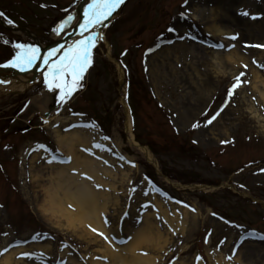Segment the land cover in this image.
<instances>
[{"label": "rangeland", "instance_id": "1", "mask_svg": "<svg viewBox=\"0 0 264 264\" xmlns=\"http://www.w3.org/2000/svg\"><path fill=\"white\" fill-rule=\"evenodd\" d=\"M84 1L0 0V65L13 60L17 43L50 49L65 30L55 29ZM106 25L105 41L92 51L81 87L67 103L59 89L47 90V66L25 91L0 95V253L6 240L13 251L48 242L51 254L26 248L30 257L21 252L19 258L72 264L68 253L80 264H109L97 246L50 227L26 197L23 171L31 152H42V163L64 156L51 134L62 122L93 126L86 128L95 132L107 168L119 177L130 174L122 190H110L118 203L108 200L107 233L96 230V238L105 242L108 235L122 248L128 243L117 241L147 217L164 237L157 250L142 253L155 258L151 264H222L220 255L238 264L239 253L242 264H264V107L250 89L247 63L232 66V73L214 65L216 52L235 47L264 74V61H257L264 49V0H124ZM211 25L235 39L205 30ZM218 43L224 49H213ZM15 69L0 67L9 80ZM237 77L247 83L229 97ZM47 92L52 100L41 112L32 101Z\"/></svg>", "mask_w": 264, "mask_h": 264}, {"label": "bare ground", "instance_id": "2", "mask_svg": "<svg viewBox=\"0 0 264 264\" xmlns=\"http://www.w3.org/2000/svg\"><path fill=\"white\" fill-rule=\"evenodd\" d=\"M83 7L84 5L75 11L73 19L65 27L63 34H61L62 36L56 41H63V39L70 35L72 30L76 28ZM114 15L115 12L104 21L105 24L91 30L90 33H85V35L98 33L103 37V39L100 40L105 41L102 30L107 26L106 24L112 20ZM193 18L195 20V17ZM205 30L214 33L216 36H232L234 34L229 30L225 31L220 27L212 25L210 27L208 26ZM66 39L68 40H65L63 44L64 48L61 49V52L56 53L52 59L61 55L64 49L73 44L74 41L81 39V36L78 34L72 38ZM100 40L96 42V46L99 44ZM60 47L58 46L55 49ZM193 51L194 50L190 48L189 52L191 55H194ZM40 56L41 59L28 71L23 73H20L18 70L14 71V77L10 78L12 80L8 79L10 82L5 81L6 83H10L8 86H6V83L0 84V95L12 92L21 93L28 89L30 86L29 83L32 81L34 82V79H36L34 74L37 72V69L42 67L38 70L39 76L45 68L43 57L47 55L42 53ZM258 56L257 61H264V49ZM214 60V65L217 66L218 70L228 73H232L234 70L232 66L238 65L240 61L247 63L250 89L256 93L259 102L262 103L264 107V74L258 67L256 69V66L249 65L250 61L248 58L245 60L235 47L232 51H228L222 55L221 52H216ZM226 66L230 67V69ZM4 73H6V71L0 70V75H4ZM51 100L52 96L47 92L40 101L33 99L32 103H38L37 106L40 111L45 112ZM49 125L51 124L48 122V126ZM127 129L128 131L131 130L129 122L127 123ZM51 134L56 140L60 154L62 153L64 155L63 159L42 163V152H31L32 155H29L27 159L26 170L23 171L24 177L26 176L24 186L28 191L26 195L27 200L31 203L33 208L39 212V216L53 229L71 232L78 240L86 243L87 246H97L100 249L98 251L101 252L102 257H106L109 260V264L153 263L155 258H152L151 255L144 256L142 253L144 250H157L164 237L163 234L156 229L153 221H150L147 217L143 219L137 228L129 231L128 235L131 237V240L122 248L114 245L111 241L112 239L103 242L92 234L94 233L92 229L100 231L103 235L107 233L105 228L107 224L104 222V214L108 205L107 202L113 199V203H118V199L116 196H112L110 190L111 192H116L119 188L123 187V184H129V171L125 173L120 171L121 177H119L117 174H114V169L110 170L107 168L104 160L106 157L104 155L105 152L102 151L101 147H97V145L100 146V144L97 142L98 139L95 132L91 129L86 127H79L76 129L72 128V124L61 122L59 126H53L51 128ZM143 152L147 155L148 160L151 161V155L148 150L143 149ZM69 158L70 162H61ZM86 177H91V179H87ZM106 177H108L110 181L107 182ZM97 185L101 187L98 188ZM38 195H41L42 198L40 199ZM157 202L162 211L161 200L158 199L155 203ZM69 205H71V207H69ZM165 213L166 212H164V214ZM114 234L116 235L119 233ZM106 236L108 237V235ZM4 244L5 248L9 245L7 240L4 241ZM26 248L28 250L35 249L46 254H51L52 251L51 243L48 242H46L45 245L36 244L26 246L16 251H13L10 246L7 248V253L5 252L2 257L0 256V264H38V261H40L39 263L41 264L42 261L40 259L38 261H27L19 258L20 253H24ZM122 252H125V255H123ZM64 257H66L69 263L80 264L74 257L69 256L68 253H66ZM240 258L241 253H239L238 258H236L238 264H242V258ZM218 259L220 262L223 261L222 264H226L221 255L218 256ZM261 261H264V256L261 258ZM90 264L102 263L91 259Z\"/></svg>", "mask_w": 264, "mask_h": 264}, {"label": "snow or ice", "instance_id": "3", "mask_svg": "<svg viewBox=\"0 0 264 264\" xmlns=\"http://www.w3.org/2000/svg\"><path fill=\"white\" fill-rule=\"evenodd\" d=\"M124 3V0H93V2L88 6L84 12V22L80 25L81 39L74 41L73 44L69 45L61 55L57 56L54 60L52 59L56 53L61 52V49L64 48L61 45L60 48L54 49L49 52L47 56L43 57V63L47 66V72L44 75V84L50 92H55L57 89L60 90V100L63 103H67V100L70 99L73 93L81 87V81L83 80L84 74L87 69L92 64V49L96 46V42L100 39H103L98 33L85 35V33H90L91 30L98 28L104 23L113 12ZM247 15V13H244ZM0 16H3V13H0ZM73 19L72 16H68L67 20L61 23L56 29V33L59 34L62 32L65 27ZM10 24L12 21H8ZM173 31V29H169ZM235 39V36L231 37ZM7 43V41H5ZM18 51L16 52L15 57L8 64L0 65V67H12L16 68L21 72L28 71L30 68L35 66L36 62L41 59L39 47H33L31 45H25L17 43L14 45ZM217 47H222V45H217ZM51 61V63H50ZM245 67H247L245 65ZM264 67V66H262ZM245 73H241L240 77H243ZM237 77V83L229 92V97L235 92L236 88L240 87L242 83H247V81H241V78ZM6 83L5 81L0 80V84ZM226 106V105H225ZM224 109L221 108V112ZM220 115V112H217L216 115L212 116L211 119L207 121V125H211L214 120ZM47 123V121H45ZM93 127L91 125H72V127ZM199 126L195 125L194 127ZM107 139V137H105ZM97 147H100L97 145ZM47 150V149H45ZM106 150V149H105ZM55 159V157H53ZM62 163L70 162L68 160L61 161ZM91 179V177H86ZM97 187H101L97 185ZM71 207V205H69ZM193 211H195L193 209ZM139 223V221H138ZM93 232H96V229H92ZM103 236V233H97ZM105 240L109 238L104 237ZM131 240V237L125 239H120L117 241L119 244H127ZM8 249L5 248L4 252H7ZM3 255V253H0ZM23 255L29 256L30 254L24 253ZM147 255V253H145Z\"/></svg>", "mask_w": 264, "mask_h": 264}, {"label": "water", "instance_id": "4", "mask_svg": "<svg viewBox=\"0 0 264 264\" xmlns=\"http://www.w3.org/2000/svg\"><path fill=\"white\" fill-rule=\"evenodd\" d=\"M78 29H75L74 31H73V33H72V35H75L76 33H78ZM54 46H57V43L54 45Z\"/></svg>", "mask_w": 264, "mask_h": 264}]
</instances>
